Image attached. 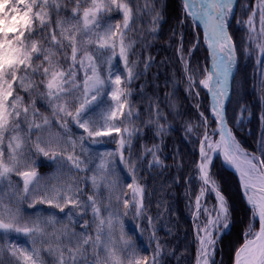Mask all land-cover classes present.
Returning <instances> with one entry per match:
<instances>
[{"label":"snow or ice","instance_id":"obj_1","mask_svg":"<svg viewBox=\"0 0 264 264\" xmlns=\"http://www.w3.org/2000/svg\"><path fill=\"white\" fill-rule=\"evenodd\" d=\"M183 7L193 24L199 21L203 25L211 58V66L205 67L197 80L181 43L179 59L185 65L186 91L198 97L197 84L207 90L216 125L209 131L208 118L200 113L204 131L197 172L192 177L200 182L193 206L197 264H215L217 245L232 224L229 202L211 170L213 156L220 153L239 174L251 213L234 264H264V137L259 155L249 153L228 127L229 85L238 65L236 45L228 32L234 0H183ZM145 9L151 16L149 32L156 33L163 19L158 0H145L143 7L141 0H0V264H6L5 253L12 258L7 264H46L42 252L52 258L51 264H162L166 245L157 237L152 218L146 216L144 187L134 175L140 169L132 157V140L142 129L114 123L119 117L134 123V114L140 118L128 102V85L143 74L135 71L139 53L134 49L137 43L146 46V41L142 32L139 41L129 36L136 31ZM113 12L120 14L118 21L111 19ZM247 13L248 19L238 22L247 26V47L242 45V51L256 57L260 88L264 90V0H257L256 10L248 8ZM130 56L137 59L130 62ZM150 60L144 61L145 70ZM37 100L51 116L37 107ZM168 106L176 111L174 103ZM246 117L250 111L241 105L233 123ZM259 119L264 124V110ZM53 122L63 134L53 133ZM69 123L82 132L74 137ZM165 124L163 110L151 104L145 126L154 125V134L162 137L167 134ZM122 128L124 135H120ZM187 131H192L191 125ZM113 132L118 148L99 154L96 162L90 146L105 143L96 138L112 136ZM146 151L151 155L147 167H164L158 145ZM40 157L55 169L48 176H40L36 170ZM117 159L133 174L128 185L131 200H122L124 209L131 203L130 211L113 207L111 193L117 184L107 177L117 174ZM68 167L85 174L84 183L90 186L91 194L84 192L80 183H53ZM13 176L20 181H13ZM101 187L109 194L102 193ZM209 194L214 204L205 202ZM25 204L35 212L23 215L21 206ZM38 204L61 213L69 210L59 218L56 212L37 208ZM129 215L137 222L134 227L138 228L144 218L151 230V261L140 257L136 245L126 238L123 218ZM257 222L258 231L254 227ZM77 226L81 231L75 230ZM21 238L30 247L21 244Z\"/></svg>","mask_w":264,"mask_h":264},{"label":"trees","instance_id":"obj_2","mask_svg":"<svg viewBox=\"0 0 264 264\" xmlns=\"http://www.w3.org/2000/svg\"><path fill=\"white\" fill-rule=\"evenodd\" d=\"M159 4L163 20L160 22L157 32L150 33L147 29V34L152 38L150 39L147 35L146 46L139 43L134 49L139 53V72L143 74L131 85H128L131 91L128 102L134 106V112H138L140 117L137 120L134 114L132 117L134 123H130V127L140 128L142 131L133 137L132 157L138 161V169H140L137 172V183L144 187L143 203L146 208V216L152 218L157 237L162 244L166 245L165 255L161 257V261L165 259V264H194L196 243L188 213L193 200L188 201L186 194L194 188L191 184L196 179H192V177H195L196 174L195 165L198 155L194 145L185 139V129L178 120L181 119V114L186 115L190 121L191 117H196V112L191 99L184 93L181 81L182 70L174 57V50L177 46L176 28L179 24V12L176 13L175 9L177 8L179 11V8L176 5V0H158ZM113 20L115 21V18ZM139 40L138 37L137 41ZM149 57H151L150 64L145 70L144 61ZM131 58L137 59V57ZM118 60L119 57H117ZM120 71L123 79L122 65ZM124 86L121 85V87ZM169 102L175 104V112L169 108ZM153 103L158 104L165 116L167 115V124L164 125L167 134L162 137L154 134V125L145 126V121L149 118V106ZM176 115L178 119L175 118ZM161 123H164L163 120ZM154 145L159 146L158 155L164 165L162 168L147 167V163L151 161V155L146 150L151 149ZM178 163L181 165L179 168H177ZM220 170L223 175L219 177V181L227 182L234 189L235 179L228 181L226 175H232L224 168ZM176 177H179L178 182ZM129 184L130 182L127 183L128 189L130 188ZM128 189L126 190L127 194L129 193ZM224 194L226 195V193ZM226 196L231 203L232 197ZM124 200L131 199L127 197ZM122 209L130 211L131 203L128 209H124L123 206ZM233 220L235 227L238 218L234 210ZM136 223L132 216H126L125 225L129 228L130 237L132 236L134 240L139 256H147L150 261L154 250V245L150 244L151 230L148 229L144 218L140 220L138 228L134 227ZM245 226L244 218L241 228ZM144 229L147 230L142 236L139 235L140 230ZM230 236H226L224 240L227 241Z\"/></svg>","mask_w":264,"mask_h":264},{"label":"rangeland","instance_id":"obj_3","mask_svg":"<svg viewBox=\"0 0 264 264\" xmlns=\"http://www.w3.org/2000/svg\"><path fill=\"white\" fill-rule=\"evenodd\" d=\"M145 2V0H142ZM256 2L257 0H234V10L232 17L228 21V28L230 30L231 36L233 38V41L236 45V55L238 57V65H237V71H236V76H235V81H234V88H233V96H232V101L231 105L229 107V114L228 118L230 120L231 128L233 129L236 139L239 141L241 147L249 152V153H255L259 155L258 149L260 147V140L262 137H264V124H261V121L259 119V124L257 125V130H254L253 132L249 131V126H250V121L252 117V106L254 104L258 105L260 107V110H264V100H262V97H264V90H261L260 88V65L256 63V57L253 55L251 57L245 56L243 51H242V45L247 47V26L242 25L238 23L239 21H246L248 19V13L247 9L251 8L254 11L256 10ZM151 7L152 5L149 4ZM181 14H178L180 16ZM184 18V17H182ZM141 19L139 24L137 25L138 33H140L141 27H144V25L150 24V20ZM183 20V23H181V28L179 30V49L181 43L183 44V54L188 60L189 63V68L196 74V78L200 77V74L203 70V61L206 58V51L204 49V40L202 37V34H199V43H196V38H197V31L194 32L192 25L185 24V20ZM188 22V21H187ZM187 26V27H186ZM191 26V28L189 27ZM194 27V26H193ZM136 29V33H137ZM140 38V36H139ZM130 39V36H129ZM195 45V47H193ZM177 51V56H178V61L181 63V68L183 70V78L182 82L183 83V90L185 95L188 97L189 94L186 91L187 90V81L185 79V73H184V63L179 59L180 56V51ZM191 49V52L189 54V50ZM251 50V49H249ZM195 53L194 57L192 54ZM139 63V61H138ZM138 66V64H137ZM139 67V66H138ZM136 68L135 71L139 72V68ZM103 72V69L101 70ZM181 85V84H179ZM193 101V105L196 109V117H191L190 121L188 120V117L186 115H181V119L178 121L182 123V127L185 129L184 130V137L185 139L192 145H195V149L199 153V140L202 138V134L204 131L203 128V121L200 117V111H202L204 114L207 112L208 108V103L207 99L205 96H203L202 102L194 96H190ZM253 101V102H252ZM198 103V107H197ZM241 105H244L248 108L250 111V117H246L241 123H233L234 118L237 115V111ZM127 112V109H125V113ZM260 112V114H261ZM51 116V113H49ZM178 115V114H177ZM175 116L176 119H178V116ZM124 126H127L130 128V123H127L126 121H123V117H119L114 123L120 124L122 123ZM188 125L192 126V131L188 132L187 127ZM200 125V127H198ZM69 127L72 129L73 136L79 135L82 130L77 129L73 124L69 123ZM214 127H216L214 121H210L209 124V131H211ZM56 132H61L62 130L57 128L55 126V122H53V133ZM120 135H124L123 128L120 133ZM117 136L115 132L112 133V136H106V137H97L96 139L98 140H103L105 143L99 144V145H91V152L95 155L96 157V162H98L99 159V154L105 152V151H115L118 148V142L116 139H114ZM217 138V137H216ZM78 152V150H77ZM71 154V153H69ZM128 152L127 149H125V156L127 157ZM83 158V157H82ZM264 159V157H262ZM220 159H216L215 161L212 162L211 165V170L212 173L215 175V177L219 181V177L222 176L221 172V166L219 163ZM37 165V172H40V176H48L50 173L54 172L55 169L53 166H51L50 162L47 161L45 158L40 157L36 161ZM70 163V162H69ZM136 168H138V161H136ZM91 167V166H90ZM116 175L109 176L107 179H111L116 181L117 187L113 190L111 193L113 197V207H116L117 205L120 206V211H123L122 209V200L126 199L127 197H132V188L129 189L130 193H126L127 190V183L130 182L132 183V175L131 173H128L123 165L120 164L119 160H116ZM91 173H89L90 175ZM136 181L137 179V173L134 174ZM228 181H232V176H227ZM13 181L19 182L20 177L18 176H13L12 177ZM87 179L85 174L83 173H77L75 170L71 169L70 167L65 168L62 170V173L58 177V180H54L53 183H64V184H72L75 185L76 183H80V186L82 187L83 191L86 193L91 194V188L87 184L84 183V181ZM220 186L226 195L231 196L232 202L230 205V210H231V215H232V224L234 223L233 220V210L235 214H237L238 218V223L237 226H232L230 229L223 235L221 240L219 241L215 253V264H233V256L234 253L236 252L237 248L239 247L240 244L243 243V233L247 230V226L249 224V219H250V214L245 210L244 204L242 201V197L240 194L239 187L237 185V182L235 181L234 189L230 187V185L227 182H220ZM194 189L199 190L200 182L198 177L195 179V181L192 182L191 184ZM135 185H133L134 187ZM101 192L104 193L105 195H108L109 193L106 192V190L101 187ZM197 192L194 193V196L196 197ZM7 195V194H6ZM189 192H187L186 196H189ZM225 195V194H224ZM119 196L120 200L118 201L116 197ZM234 197V198H233ZM86 198V197H85ZM205 202H207L209 205L214 204L215 200L209 194L208 196L205 197ZM229 202V201H228ZM37 208L43 207L47 209L48 211H53L56 212L59 218H63L65 213L69 210L68 208H65V213L59 212V209H48L47 205H37ZM70 207V206H69ZM21 211L22 214L27 216L30 213L35 212L34 208H28L27 205H22L21 206ZM191 217L192 221L194 224V212L192 210L191 212ZM125 218L124 219V231L126 233V238L130 239L131 242L134 244V240L132 236L130 237L129 234V228L126 227L125 225ZM246 221V226L242 227L243 221ZM89 219H91L89 217ZM201 219H203V216H201ZM71 227V225H69ZM91 227V225H90ZM195 228V226H194ZM76 231H81V229L77 226ZM232 235V236H230ZM230 236L227 241H225V237ZM24 239V238H21ZM25 240V239H24ZM26 246H29L28 244ZM30 247V246H29ZM230 250H229V248ZM42 257L45 260L46 264H51L52 258L47 256L46 253L42 252ZM166 258V257H165ZM12 258L9 256L5 258L6 264L9 262ZM151 261V260H150ZM162 264H165V259H162Z\"/></svg>","mask_w":264,"mask_h":264},{"label":"bare ground","instance_id":"obj_4","mask_svg":"<svg viewBox=\"0 0 264 264\" xmlns=\"http://www.w3.org/2000/svg\"><path fill=\"white\" fill-rule=\"evenodd\" d=\"M173 3H174V1H173ZM141 5H142V7H143L144 3L141 2ZM176 5H177L178 8H179V11L177 10V8L175 9L176 13L179 12V14H181V15L179 16V19H180L181 16L183 15L184 20L186 21L185 24H189V23H190V24L192 25V28H193L194 32L197 31L198 34H202V30L200 29V27L198 26V24H197V23L193 24L191 18H190V17H187V16L185 15V10H184V7H183V0H176ZM197 7H199V5H197ZM148 8H151V6L148 5ZM175 11H174V13H175ZM119 15H120V14L117 13V14L115 15V19H119ZM150 17H151V16L148 14V10L145 9V11L142 13V19H146V18H150ZM187 21H188V22H187ZM193 26H194V27H193ZM186 27H187V26H186ZM189 27L191 28V26H189ZM192 28H191V29H192ZM204 49H205V51H206V58H205L204 61H203V69H204L205 67H210V66H211V58H210V55H209V50H208V47H207V43L204 45ZM202 75H203V70H202V72H201L200 77L198 78V80L202 77ZM232 79H233V77H232L231 80H230V87H231ZM196 91L199 92V96H198L197 98L200 100V102H202V100H203V96H205L206 99H207V103H208L207 112L204 114L202 111H200V113L202 112V113L204 114V116L208 118L207 123H208V127H209L210 121H214V119H213V117H212V114H211V111H210L211 97H210V95L207 93V90L204 89V88H203L202 86H200L199 84H197ZM231 101H232V100H231ZM252 102H253V101H252ZM230 105H231V102H230V104H229V106H228V111H229V107H230ZM39 107H40V106H39ZM252 107H253V108H252V117H251L250 126H249V131H251V132H253L254 130H257V125H258L259 122H260V121H259V117H260V112H261L260 107H258V105L255 104V101H254V104H253ZM40 108H41V111H43L46 115H49V116H50V114H49L50 111H48L47 109H45V108H43V107H40ZM166 116H167V115H166ZM214 122H215V121H214ZM228 126H229V123H228ZM230 128H231V127H230ZM214 139H217V140H218V137H217V138L215 137ZM218 158L224 163V165H225L226 167H229V166H230L229 164H227V163L224 162V159H223V155H222V153L214 155V156H213V161H215V160L218 159ZM257 195H259V193H257ZM243 204H244V208H245V210H246L249 214H251V213H250V208H249L248 204H247V203H243ZM254 227H255L256 230H259L258 222L254 225ZM12 238H13V239H16V237H14V236H13ZM243 243H244V242H243ZM243 243L240 244L239 247L242 246ZM29 246H30V245H29ZM239 247H238V248H239ZM238 248H237V249H238ZM229 250H230V248H229ZM234 255H235V253H234ZM233 264H234V256H233Z\"/></svg>","mask_w":264,"mask_h":264},{"label":"water","instance_id":"obj_5","mask_svg":"<svg viewBox=\"0 0 264 264\" xmlns=\"http://www.w3.org/2000/svg\"><path fill=\"white\" fill-rule=\"evenodd\" d=\"M199 22V21H198ZM199 24H200V26H201V28L203 29V25L199 22ZM204 37H205V35H204ZM232 75H233V73H232ZM229 90H231L230 89V85H229ZM229 102V101H228ZM228 102H227V104H228ZM227 106V105H226ZM229 127V126H228ZM231 167V171H232V173L235 175V177L237 178V181H238V183H239V185H240V188H241V183H240V179H239V174L236 172V170H235V168L234 167H232V166H230ZM241 194H242V196H243V198H244V200H245V197H244V195H243V192H242V188H241ZM245 202H246V200H245Z\"/></svg>","mask_w":264,"mask_h":264}]
</instances>
